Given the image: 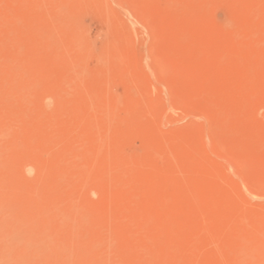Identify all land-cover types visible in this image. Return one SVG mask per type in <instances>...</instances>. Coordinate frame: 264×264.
Listing matches in <instances>:
<instances>
[{"label":"rangeland","instance_id":"374dc122","mask_svg":"<svg viewBox=\"0 0 264 264\" xmlns=\"http://www.w3.org/2000/svg\"><path fill=\"white\" fill-rule=\"evenodd\" d=\"M0 264H264V0H0Z\"/></svg>","mask_w":264,"mask_h":264}]
</instances>
